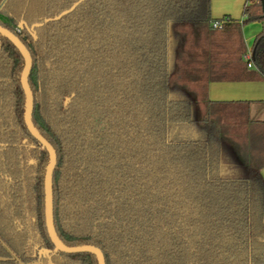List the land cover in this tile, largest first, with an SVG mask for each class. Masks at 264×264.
<instances>
[{"label": "trees", "instance_id": "16d2710c", "mask_svg": "<svg viewBox=\"0 0 264 264\" xmlns=\"http://www.w3.org/2000/svg\"><path fill=\"white\" fill-rule=\"evenodd\" d=\"M0 15L32 56L63 243L95 245L106 264H264L260 168L231 171L217 121H196L171 90L173 24L230 23L211 0H0ZM255 21L261 2L247 0L241 24ZM24 66L0 35V264H98L48 234L49 153L25 123ZM217 68L211 80H225Z\"/></svg>", "mask_w": 264, "mask_h": 264}, {"label": "crops", "instance_id": "0c3cea01", "mask_svg": "<svg viewBox=\"0 0 264 264\" xmlns=\"http://www.w3.org/2000/svg\"><path fill=\"white\" fill-rule=\"evenodd\" d=\"M246 1L211 0L216 19L226 16L230 23L220 29L218 45L211 46L210 66L193 53L190 61L181 63L186 71H180L178 85L171 90L176 98L191 99L194 111L201 96L202 119L217 121L231 171L246 174L255 165L264 176V22L241 24ZM248 53L252 66L245 59ZM219 65L227 78L211 80L212 68Z\"/></svg>", "mask_w": 264, "mask_h": 264}, {"label": "water", "instance_id": "95a60500", "mask_svg": "<svg viewBox=\"0 0 264 264\" xmlns=\"http://www.w3.org/2000/svg\"><path fill=\"white\" fill-rule=\"evenodd\" d=\"M262 5V11L264 15V0H260ZM40 24H35L38 26ZM32 27V29L34 28ZM0 35L8 38L20 51L25 60V66L21 76L22 87L26 96V108H25V123L33 137H35L43 148L49 153V164L47 167L45 182H44V193H45V220L48 234L55 246V250H59L64 253H83L89 252L97 257L98 264H106L105 256L103 251L95 245H79V246H68L61 241L54 225L53 215V173L57 164V154L52 144L37 130L35 127L32 114L34 108V96L29 84V75L32 70V56L27 46L21 41V39L11 30L0 25Z\"/></svg>", "mask_w": 264, "mask_h": 264}, {"label": "rangeland", "instance_id": "374dc122", "mask_svg": "<svg viewBox=\"0 0 264 264\" xmlns=\"http://www.w3.org/2000/svg\"><path fill=\"white\" fill-rule=\"evenodd\" d=\"M0 17L4 19L3 16ZM212 17L217 18V15L212 13ZM221 35L222 33L220 32V29L215 30L210 25L204 28H194L187 25L173 24L171 33V66L173 86L178 85L179 77L181 75L180 71H186V69L184 70L183 66H181V63H187L190 61L193 53L197 55L195 59L198 58L201 64L204 63L207 67L210 66L209 57L211 56V46L215 47L218 45ZM198 98L201 101L200 95H198ZM200 101L197 102L198 106L194 111V118L196 121H200L205 116V112L200 106ZM237 174L241 173L237 172Z\"/></svg>", "mask_w": 264, "mask_h": 264}, {"label": "built area", "instance_id": "2783aa9c", "mask_svg": "<svg viewBox=\"0 0 264 264\" xmlns=\"http://www.w3.org/2000/svg\"><path fill=\"white\" fill-rule=\"evenodd\" d=\"M225 22H226V20L214 21L212 23V27L214 29H221L223 27V25H224ZM251 57H252V55L250 53H248V54L245 55V59L247 60L249 66H252Z\"/></svg>", "mask_w": 264, "mask_h": 264}]
</instances>
